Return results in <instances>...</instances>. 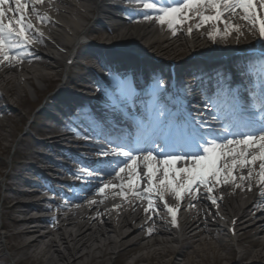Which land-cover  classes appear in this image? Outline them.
I'll list each match as a JSON object with an SVG mask.
<instances>
[{"label":"bare ground","instance_id":"bare-ground-1","mask_svg":"<svg viewBox=\"0 0 264 264\" xmlns=\"http://www.w3.org/2000/svg\"><path fill=\"white\" fill-rule=\"evenodd\" d=\"M119 1L121 0H78V6L68 0H44L43 5L37 6L35 12L29 10L35 16L37 13L41 16L43 10L48 11L55 15L54 18L58 22L49 17L43 20V23L37 19L39 30L47 34L49 38L38 36L35 48L23 50L24 53L31 52L33 55L24 54L22 62L0 65V115L7 116V118L18 116V111L11 105V100L15 96L19 97L18 93L25 82L30 86H33L34 81L44 84L57 82L60 76L59 71L47 75L34 66L42 70H58L61 67L58 57L68 62L72 58L77 61L79 56L88 54V62L97 64L101 68L107 65L106 59L100 56L101 52H107L112 64L122 65L123 60L118 56L126 54L127 51H134L136 55L129 54L134 57V62L128 64H132L130 67H133L130 72L135 73V70H140L139 67L144 65L140 66L141 60L156 63L155 59L163 56L173 60L186 56L184 61L178 62L179 69L181 71L188 70L186 75L190 79L193 76H198L200 83L206 80L214 85L211 79L214 77V74L212 75L213 65L208 66L204 62L201 71L197 68L196 64L201 60L200 54L207 53L206 56H210L213 60L217 53L223 49L216 45L217 39L227 42L229 34H233L236 40L243 39L245 35L254 40L256 34L259 35L257 29L250 27L241 18L243 13L238 9L234 14L222 15V23L217 21L202 23L201 15L205 17H215L216 15L215 11L209 8L192 10L188 12L187 21H181L174 25L170 31L166 25H156L154 21L145 22L142 19V9L122 8L117 4ZM51 3L64 5V11L63 9H54V7L47 8L46 6ZM10 6L14 7L11 4ZM255 8L258 18L264 20V9H261L259 0H257ZM220 11L224 12V9L221 8ZM226 25L236 27L239 33L232 32L231 28L225 32ZM219 29L221 30L218 31ZM88 35L94 36V40L98 42L110 36L111 42L117 45L118 50L114 47L113 49H104L90 43L77 49L80 41ZM207 44L210 45L207 46ZM256 46L264 48V40H257L253 46L235 51H246ZM190 54L197 55V58L190 57ZM16 55L19 56L20 52H17ZM110 55L112 56L110 57ZM137 56L141 59L140 61L135 58ZM241 57L240 60L252 59L251 56ZM51 61H55L56 65ZM215 64L219 65V63ZM32 69H36L37 72ZM89 70L93 72V69L89 68ZM247 73L250 75L249 72ZM20 74L27 76L25 81L21 79ZM96 79L98 80V89L87 88L86 90L94 95H98L100 90L107 93L97 75ZM111 79L113 78L111 77ZM197 93L198 91L189 102L192 101V105L196 103V107H198L196 111H200L201 108L198 105L203 103V97ZM26 101L27 99H25ZM95 102L100 107L98 112L110 116L112 120H101L92 112H88L89 119L100 123L101 129L105 132L108 130L118 131L119 126L122 125L120 117L112 113V109L104 107L100 101L95 100ZM76 110V108L70 109L69 115L75 116ZM141 120L145 122L147 115L141 114ZM75 122L80 123L81 120L77 118ZM70 125L73 124L70 123ZM52 135L49 140L52 146H46L52 156L41 154L38 157H33V162L36 163L34 166L31 165V169L34 176L38 178V182L26 179L17 187L13 183L7 184L9 191L14 196L5 200V204L9 205V212L6 215L9 222L3 227L5 229L20 228L7 239L11 241L28 238L20 245L11 246V249L25 253L31 251L30 254H26L25 259L19 261L21 264L27 262L31 264H85V259L102 261L113 253L108 249H115L123 245H127L124 250L127 254L133 253L141 246L145 248L146 253L135 254L130 264L162 261L167 257H180L186 261L185 264H192V260L196 258L199 259V262H203L201 264H206L209 252L213 254L215 264H218L226 259L218 255V251L225 247L224 223L234 222L237 228L245 226L241 242L250 241L253 236L258 239L264 238V184L259 183L260 177L257 175L260 170L259 160L251 167L253 173L251 178H249V167L245 164L241 168L238 163L230 177L225 179L226 176L222 172L221 183L217 184L213 181L211 194L206 188L196 187L195 199L188 191L182 193L179 201L165 190L145 192L144 185L147 180L143 179L145 174L143 169H138L135 178L138 177L139 183L132 188L127 187L130 180L126 171L121 174L119 182L112 180L109 184L111 190L106 189L100 195L95 194L97 187L100 186L99 178L90 179L82 189L76 183L69 184L68 188L71 191L68 193L55 189L54 182L49 175H62L59 168H64L53 159V156L64 160H75V157L59 147V143L67 142L70 138H76L77 135L70 128ZM71 145H76L82 153H87L83 143ZM101 149L104 148L96 146L93 154ZM22 158L26 159L27 157L22 155ZM246 159H250V157ZM115 162L120 163V161ZM39 165L42 167L45 165V168L42 169L43 173L39 171L41 170ZM182 166L188 165L186 163L178 164L176 167L179 169ZM92 168L94 167L92 166ZM105 169L108 171L107 167ZM63 170L68 175L78 172L69 168ZM24 174L25 172L15 170L7 177L10 180L19 179ZM241 177H244L243 181H241ZM161 178L162 174H157L153 183L159 184ZM121 186H124L123 191L120 190ZM73 192H76L75 196H72ZM49 193L66 199L67 202L49 201V198L45 197V194ZM28 198H35V200L28 202L23 200ZM115 198H119L121 202L116 201ZM148 199L154 201V204L149 205ZM213 200L216 203H213ZM165 202L168 208L176 210L175 221L171 214L165 210ZM146 207L150 209L148 213L144 211ZM152 207L159 210L158 215L151 212ZM36 211L49 213V215L40 218L31 217ZM17 215L21 218H16ZM133 238L136 239L128 244ZM173 244H176L177 247L172 248ZM253 245L259 248L255 255V262H264V243L259 244L258 241H253ZM156 246L162 248L155 249ZM243 257L242 255L241 259ZM173 264L176 262L174 261ZM236 264H242L241 260Z\"/></svg>","mask_w":264,"mask_h":264},{"label":"snow or ice","instance_id":"snow-or-ice-1","mask_svg":"<svg viewBox=\"0 0 264 264\" xmlns=\"http://www.w3.org/2000/svg\"><path fill=\"white\" fill-rule=\"evenodd\" d=\"M129 2L142 9V19L145 22L154 21L156 25H166L170 31L174 25L187 21L188 12L192 10L209 8L215 11L216 15L215 17L201 15L202 23L212 21L222 23V15L234 14L238 9L243 13L241 18L250 27L257 29L260 39L264 40V20H260L257 16L255 8L257 0H129ZM43 3L44 0H0V65L22 62L23 50L38 43V36L43 37L42 32L34 30V25L27 15L29 10L35 12L37 6H42ZM259 3L261 9H264V0H259ZM10 4L14 7L10 8ZM221 8L224 12L220 11ZM37 19L43 23L47 17L41 19L40 14L37 13ZM229 28L232 32L239 33V30L231 25H226L225 31L227 32ZM17 52H20L19 56L16 55ZM261 79V108L264 109V76ZM197 123L200 122L197 121ZM216 124L221 125L217 137L199 136L196 133L191 136L182 135V125L162 124L161 135L156 137L152 146L146 149V154L140 155L129 150H121L115 145L106 146L104 149L97 150L95 154L101 162L106 164L107 173L80 167L74 174V178L81 183L99 178L100 186L97 187L95 194L100 195L109 189L112 180L119 182L121 174L126 171L130 180L127 187L132 188L139 183V179L135 178L138 169H143L145 170L143 179L147 180L144 185L145 192L165 190L179 201L185 191L191 192L192 198L195 199L196 187L206 188L211 194L213 181L217 184L221 183L222 172L226 177H230L238 163L241 168L245 164L249 167V178H251L253 174L251 167L259 160L260 170L257 175L260 177L259 183L264 184V120L250 122L248 131L237 133L232 126L230 114L220 113L219 116L210 117L208 121L200 123V126L211 128ZM225 131L229 135L225 136ZM160 139L167 141L162 157L153 154L155 143ZM181 140L189 147V151L184 155L171 151V148ZM247 157L250 159H246ZM115 161H120V163ZM185 163L188 166H182L179 169L176 167L178 164L184 165ZM157 174H162V178L159 184H154L153 181L156 180ZM243 180L244 177H241V181ZM123 188L124 186H121L120 190L123 191ZM212 202L216 203L215 200ZM89 203L92 202L89 201ZM147 203L152 205L154 201L148 199ZM165 210L175 221L176 210L168 208L166 202ZM144 211L148 213L150 209L146 207ZM158 211L155 207L151 208V212L157 215Z\"/></svg>","mask_w":264,"mask_h":264},{"label":"rangeland","instance_id":"rangeland-1","mask_svg":"<svg viewBox=\"0 0 264 264\" xmlns=\"http://www.w3.org/2000/svg\"><path fill=\"white\" fill-rule=\"evenodd\" d=\"M56 6V5H53ZM47 7V6H46ZM58 7H62L58 5ZM219 29L218 31H220ZM225 31V30H224ZM226 32V31H225ZM95 37H89V41H94ZM260 40L259 35L256 34V39H251L250 36L245 35L243 39L239 40L235 38V36L232 34H229V38L227 42H224L222 40L217 39V44L219 45L221 49L217 56H220L224 53H227L228 55H231L233 53H236L237 49H247L248 47H251L254 45V42ZM261 44V43H260ZM258 44V46H261ZM210 45V44H209ZM207 44V46H209ZM48 51V50H46ZM53 52V51H51ZM199 55V54H198ZM207 53H201L200 58H205ZM190 57L192 54L189 55ZM88 57V54L81 55L77 59V65H74L70 69L65 65V62L63 59L59 61L60 68L55 71H47L40 69L37 66H34V68L41 70L42 73L50 75L55 73L56 71L60 72L59 76V83L49 85L48 83L44 84L41 82L34 81L33 86H30L27 82H25L22 85V88L19 91V97H14L11 100V105L15 107V109L18 111V116L15 118H7V116L0 115V264H17L18 261L23 260L27 257L26 254H30L29 252H16L15 250L11 249V246H17L24 241H26L24 238L14 239L9 241L7 237H10L14 233H16L20 228L19 227H11L9 229H5L3 227L4 224H7L9 220H7L6 215L9 212L8 208L9 205L5 204L6 198H12L14 195L12 192L9 191V188L7 187L8 183H13L16 187L19 184H22L26 181V179H31L38 182V178L34 176L33 170L29 166L33 162V157H38L41 154L50 155V153L47 151L48 148H46V145L39 144L37 139L34 138L38 133L42 134L43 136L50 132V131H57L60 128H62L59 123L63 122V124L68 125V122L74 123L75 117L69 115L70 109H76L77 117L80 113L87 110V103L86 101H82L81 98L76 97L74 94L69 95V93L62 89L64 86L69 87L76 86L78 84V80L82 76L90 75V72L88 73L87 70L82 69V64H89L95 71L98 73L100 72V69H98L92 62L91 64L86 61ZM192 57L197 58V55H193ZM186 59V56L179 57L178 59L172 60L168 59L166 56H163L161 58L155 59L156 63H147V66L150 68H163L167 64L168 61H174V62H182ZM52 64L56 65L55 61H51ZM112 66V64H109ZM28 67L29 65H25ZM31 68V67H30ZM36 69H32L34 72H37ZM148 70V69H147ZM72 73L73 75L71 77H68V74ZM119 73V71H117ZM148 73V72H146ZM37 74V73H35ZM120 75V73H119ZM21 79L25 81L26 77L23 74H20ZM119 78H124V76L120 75ZM92 77L95 79L94 75ZM102 80L104 81V85L107 87L108 91H112L113 86H117L119 83L118 79H115L114 81L110 80L112 76L111 73L106 72L105 74L101 75ZM110 78V79H109ZM153 83V81H152ZM67 84V85H65ZM119 87H123V82L119 85ZM79 94H82L87 98L88 103L91 105L97 106L98 104L95 102V100H104L105 96L102 95H94V94H88L86 91L81 90ZM25 96V98H24ZM25 99L27 101L25 102ZM19 100V101H18ZM81 104V105H79ZM79 119H82L83 122H85V118L79 117ZM32 120H35V123L33 125L34 134L29 131V125L31 124ZM69 123V124H70ZM81 130H85L84 127H80ZM22 155H25L27 158L23 159ZM258 155V154H257ZM52 156V155H50ZM53 159H57L64 163L63 160H60L58 157H54ZM258 161V160H257ZM21 165L20 164H23ZM29 163V164H28ZM45 166V165H44ZM39 168L42 169V166L39 165ZM15 170L25 172L24 176L19 179H8L7 175L9 173L14 172ZM41 173H43V170H39ZM49 177L54 182V186L66 189L63 185H57L58 179L63 180H72L71 177H61L57 174H50ZM227 179V177H225ZM112 182V181H111ZM57 183V184H56ZM24 189V188H22ZM45 197L55 198L56 200L61 199V197L56 196L52 193L45 194ZM24 201H34L32 198L23 199ZM116 201L121 202L119 198H115ZM21 218L19 215L16 216V218ZM224 223L223 225H225ZM226 226V225H225ZM245 229V226H241L238 229L237 236L233 239L228 238L227 235L228 232L224 231L223 234H225V247L218 251V255L225 257L226 259L220 261L218 264H236L238 261L241 260L242 264H251L254 262L255 264H264V262L256 263L255 262V255L257 251H259L258 247H255L253 245V241H258L259 244L264 243V238H259L256 236H253L250 241H243L241 242L243 235V231ZM117 240V238H114ZM136 239V238H135ZM134 238L130 240V243H132ZM30 240V239H29ZM23 241V242H22ZM215 244L213 243V246ZM172 248L177 247L176 244L171 245ZM127 248V245L118 246L115 249L111 248L108 249L109 252H113L109 256H107L104 260H94L89 261L85 259L84 263L86 264H130L132 257H134L135 254H145V248L139 247L136 251H134L131 254L125 253V249ZM161 246H156L155 249H161ZM242 255L244 256L243 259H241ZM161 260L156 261H150L148 263H142V264H162L163 262L165 264H173L175 261L176 264H185L186 261H184L182 258L177 257H167ZM192 264H201L203 262H199V259L194 258L192 260ZM26 264H31L30 262H27ZM206 264H215V260L213 259V254L209 252L207 254V262Z\"/></svg>","mask_w":264,"mask_h":264}]
</instances>
